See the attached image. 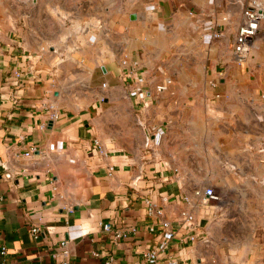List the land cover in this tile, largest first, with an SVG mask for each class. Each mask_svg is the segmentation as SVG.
<instances>
[{
	"label": "crops",
	"instance_id": "0c3cea01",
	"mask_svg": "<svg viewBox=\"0 0 264 264\" xmlns=\"http://www.w3.org/2000/svg\"><path fill=\"white\" fill-rule=\"evenodd\" d=\"M246 1L139 0L135 9L104 26L109 34L106 39L99 38L98 30L88 35L92 46L87 50L92 53L89 71L99 69L105 82L121 83L134 99L146 131L149 152L145 156L127 155L110 140L98 138L94 110L81 111L64 102L59 74L66 65L59 62V52L28 43L1 20L0 250L5 247L7 254H0V264H58L56 255L63 251V241L73 264H104L103 257L94 253L112 255L114 264H147L144 253L161 241V220L147 216L145 199L161 203L168 197L165 217L176 220L185 208L184 196L193 200V212L204 232L208 226L207 237L194 243H172L161 264H168L169 257L181 264H222L224 259L229 264H261L257 247L218 249L216 224L210 229L209 222L220 208H209L210 204L194 196L197 190L214 187L204 182L196 188L189 185L186 180L195 177L194 172L179 170L156 149L169 131L162 114H174L168 112L171 106L157 107L161 98L187 100L196 93L201 102H208L222 94L234 108L228 112L218 109L220 114L237 116L243 104L246 110L248 104L264 110V20L250 59L238 65L231 51ZM132 14L137 16L135 21L130 19ZM215 34L221 37L215 38ZM125 55L139 63V71L130 79L124 75L129 69L120 64ZM17 71L20 78L15 76ZM167 78L174 85L158 94L155 87ZM46 103L57 109L56 120L44 110ZM182 109L186 107L176 108L183 114ZM194 111L201 116L214 112L200 106ZM263 140L247 128L242 134L235 132L225 142L232 150V171L223 175L213 170L208 179L219 180L220 188L227 192L223 177L234 175L236 167L250 174L247 166L254 157L248 148ZM194 141L197 146L212 143ZM33 149V155L25 157ZM252 173L253 178L260 176V170ZM232 184L230 181V189ZM219 199L216 192L215 202ZM222 221L216 227L224 225ZM107 223L114 229L135 228L137 232L115 241L104 231ZM33 228L41 230L37 240L31 234Z\"/></svg>",
	"mask_w": 264,
	"mask_h": 264
},
{
	"label": "rangeland",
	"instance_id": "374dc122",
	"mask_svg": "<svg viewBox=\"0 0 264 264\" xmlns=\"http://www.w3.org/2000/svg\"><path fill=\"white\" fill-rule=\"evenodd\" d=\"M138 4L139 0H0V23L2 20V24L13 27L30 44L39 45L47 52H59V62L66 65L59 74L64 102L81 111L93 109L92 120L98 129V138L110 140L117 149L131 156H145L149 152L146 131L140 124L135 101L121 83L110 85L105 82L99 69L90 73L88 66L92 53L87 50L92 47L88 41L91 32L94 34L98 30L102 34L99 38L106 39L109 34L104 26L132 11ZM253 50L252 47L248 59ZM104 83L109 86L104 88ZM195 95L193 93L192 99L187 100L161 98L157 107L171 106L168 112L174 114L168 117L162 114L169 131L156 149L179 170L194 172L195 177L186 180L189 185L196 188L204 182V185L215 188L220 199L209 208L220 209L209 222V227L212 229L214 224L217 226L224 220V225L215 226V236L220 241L218 249L228 252L232 246L241 249L257 247L261 255L259 263L264 264V206L260 205L264 203V140L261 145L248 148L254 157L247 166L250 174L242 173V168L236 167L234 175L223 177L222 182H228L227 192L220 188L219 180L207 177L213 170L223 175L232 171L233 163L229 157L232 150L225 142L235 132L242 134L247 128L254 137L264 139V110L250 104L246 110L243 104L240 106L243 111L237 116L220 114L218 109L228 112L231 106L234 108V103L230 104L226 95L215 96L208 102H201ZM195 106L211 108L214 112L201 116V113L195 114ZM178 107H186L182 109L183 114L176 110ZM195 139L212 143L197 146ZM252 170H260V176L253 178ZM230 181L233 189L229 188ZM208 230L206 226L205 237ZM229 262L224 259L222 264Z\"/></svg>",
	"mask_w": 264,
	"mask_h": 264
},
{
	"label": "built area",
	"instance_id": "2783aa9c",
	"mask_svg": "<svg viewBox=\"0 0 264 264\" xmlns=\"http://www.w3.org/2000/svg\"><path fill=\"white\" fill-rule=\"evenodd\" d=\"M192 15V14H191ZM264 20V1L263 0H247L244 2L242 10V18L238 29L231 41V51L238 65H242L246 62L250 50L252 48L254 40L257 38L261 24ZM215 38H220L221 34H215ZM123 68L129 69L125 77L132 78L139 71V63L132 61V59L125 55L121 58L120 62ZM17 78L21 77V72H15ZM173 86V80L171 78L165 79L161 84L155 87L158 94L166 93ZM106 88L107 84H103ZM213 88L217 87V83L212 84ZM219 97V95H217ZM44 110L51 120H56L59 117L55 106L48 103L43 105ZM96 145L99 148V152L104 154L102 144L96 141ZM148 146V145H147ZM35 149L25 153V157H31ZM110 173H113L114 168H110ZM196 199L200 202H206L207 204H214L216 198V192L214 188H205L203 190H197L194 193ZM185 208L180 212L176 220L167 219L165 216L164 204L168 202V197H163L161 203L154 202L150 198L145 199L147 216L153 219H159L161 230V241L154 249L148 250L144 253V260L147 264H161L162 256L165 255L171 248V244L178 242L179 244L194 243L198 240H205V232L201 228L198 222L195 212H193V200L184 196L181 198ZM104 231L111 234L115 241H121L128 239L131 235L135 234L137 230L131 229H114L111 224L107 223L103 226ZM154 231V229L152 230ZM31 234L35 240L41 235L39 228H33ZM60 247L63 251L56 255L59 257L58 264H73L70 260V254L67 250V243L61 242ZM0 254L4 257L7 254L5 247H2ZM97 258L103 257L104 264H114V257L112 255H101L99 253L93 254ZM168 264H181L177 259L169 257L167 259Z\"/></svg>",
	"mask_w": 264,
	"mask_h": 264
},
{
	"label": "water",
	"instance_id": "95a60500",
	"mask_svg": "<svg viewBox=\"0 0 264 264\" xmlns=\"http://www.w3.org/2000/svg\"><path fill=\"white\" fill-rule=\"evenodd\" d=\"M264 1V0H263ZM130 19L132 20V21H135L136 19H137V16L135 15V14H132L131 16H130ZM103 71L105 72V69L103 68ZM151 143V141L149 140V144ZM150 147V146H149ZM0 168H2L3 169V167H2V165L0 164Z\"/></svg>",
	"mask_w": 264,
	"mask_h": 264
}]
</instances>
